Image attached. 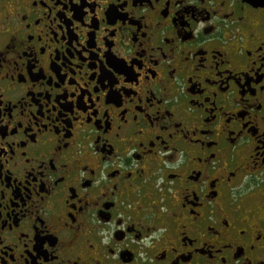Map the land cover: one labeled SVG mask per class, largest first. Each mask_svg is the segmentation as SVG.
<instances>
[{
    "label": "flooded vegetation",
    "instance_id": "1",
    "mask_svg": "<svg viewBox=\"0 0 264 264\" xmlns=\"http://www.w3.org/2000/svg\"><path fill=\"white\" fill-rule=\"evenodd\" d=\"M0 264H264V0H0Z\"/></svg>",
    "mask_w": 264,
    "mask_h": 264
}]
</instances>
